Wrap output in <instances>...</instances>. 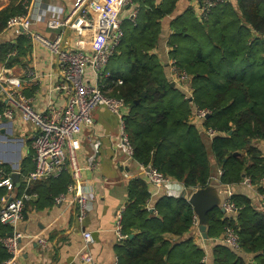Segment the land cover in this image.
I'll use <instances>...</instances> for the list:
<instances>
[{
  "label": "trees",
  "instance_id": "16d2710c",
  "mask_svg": "<svg viewBox=\"0 0 264 264\" xmlns=\"http://www.w3.org/2000/svg\"><path fill=\"white\" fill-rule=\"evenodd\" d=\"M29 2L21 0L0 11V34L10 18L26 15ZM177 2L131 0L137 16L122 23L121 43L110 60H116L120 69L110 68L108 77L104 72L102 92L125 103L123 121L135 162L155 168L193 192L211 184L213 159L221 171L220 185L234 187L248 179L264 201L260 183L264 154L254 144L264 141V0H237L247 27L241 26L229 2L209 8L204 17L187 11L170 25V57L177 70L190 77L191 100L171 87L163 64L152 52L162 20L173 13ZM252 35L258 37L251 39ZM212 44L217 48L206 55L204 50ZM30 53V40L22 34L0 45V62L7 69H17L26 65ZM126 65L131 66L127 74L122 68ZM193 107L209 112L203 126L216 133L209 149L199 129L190 123ZM1 167L12 173L9 167ZM19 172L28 174L24 167ZM59 178L63 187L54 196L71 184L68 174ZM47 181L35 183L28 195L39 194L48 187L43 186ZM6 194L1 188L0 205ZM127 194L121 220L127 238L118 264H205L204 252L193 237L180 240L195 227L193 209L185 198H163L149 206L147 183L140 179L129 184ZM231 202L235 214L225 215L218 209L207 214L206 236L218 239L231 228L239 239V249L217 246L213 263L264 264V213L246 196L233 195ZM11 232V227L0 222V264L8 257L1 240ZM240 253L250 257L245 260Z\"/></svg>",
  "mask_w": 264,
  "mask_h": 264
},
{
  "label": "built area",
  "instance_id": "2783aa9c",
  "mask_svg": "<svg viewBox=\"0 0 264 264\" xmlns=\"http://www.w3.org/2000/svg\"><path fill=\"white\" fill-rule=\"evenodd\" d=\"M200 1L198 15L204 17L209 8L230 0ZM32 3L33 1L27 4V13ZM131 5V0H75L71 11L63 18H60L59 14L57 16L55 11L37 8V12L30 17L17 16L6 23L5 32H9L14 38L22 34L26 35L33 46L39 44L56 57L58 81L52 90L63 97L64 105L59 107L50 104L44 110L38 111L34 108L33 100L23 95L21 78L11 75L0 78V104L3 105L0 109V129H8L6 125L10 124L8 125L10 135L16 119L20 125L31 126L28 139L34 165L33 171L27 175H21L14 170L7 174L1 167L3 162L0 161V189H5L7 193L1 199L0 222L12 228V235L1 240L8 254L4 264H18L23 252L22 237L14 230L23 220L25 202L33 197L27 193L33 184L68 174L71 184L64 193L56 196L54 203L61 205L67 202L69 205H74L76 221L79 225L86 220L93 196L80 184L83 170L97 169L98 145H94L95 152L89 162L82 165L79 163L74 141L83 129L93 128V111L105 109L119 118L115 153L117 156L122 155L123 158L118 163L125 167L128 161L135 162L133 148L123 121L126 113L125 103L121 99L105 96L101 89V79L123 36L122 12ZM136 16V6H132L127 18L134 20ZM34 23H45L50 30H70L75 41L72 44L63 42L62 34L52 40L46 39L31 30ZM171 68L173 82L186 99H191L190 77L180 73L174 65ZM31 75L36 78L34 74ZM208 115L209 112L206 110L196 107L192 109V118L199 125ZM205 134L210 140L216 136L212 130H205ZM136 164L145 173L146 182L153 188L155 194L164 190L170 183H175L153 167H144L137 162ZM14 172H17L22 180V192L19 195L16 194L15 183L11 178ZM220 175L219 170L215 180L217 183ZM260 183L264 185V179ZM243 184L252 186L248 179H245ZM224 187L226 197L222 208L225 213L233 215L236 213L231 202L233 192L231 187ZM123 211L115 215L114 231L120 242L127 238L122 234ZM82 237L83 249L79 258L85 264H93L90 253V246L93 244L92 235L84 231ZM29 240L37 241L41 247L46 246V240L39 236L31 237ZM217 240L234 251L239 249V239L231 228H226L223 236Z\"/></svg>",
  "mask_w": 264,
  "mask_h": 264
},
{
  "label": "crops",
  "instance_id": "0c3cea01",
  "mask_svg": "<svg viewBox=\"0 0 264 264\" xmlns=\"http://www.w3.org/2000/svg\"><path fill=\"white\" fill-rule=\"evenodd\" d=\"M20 1L0 0V11L5 10L12 4L16 5ZM32 1L33 3L26 16L30 17L37 12V8H41L43 10H52L51 12L55 11L57 16L59 14L60 18H63L71 11L75 0H30V2ZM200 3V0H178L173 13L165 17L161 22V33L152 52L158 61L163 64L167 79L171 83H174L171 70L174 61L170 57V48L168 46L173 34L170 25L187 11H193L198 14ZM229 3L241 26L247 27L238 8L237 0H230ZM132 6H135V4L126 7L122 12L124 20H128L127 14L132 9ZM139 13L138 11V15ZM222 14L223 10L219 12L218 16L221 17ZM31 30L46 39L52 40L62 34L63 42L72 44L75 41V37L70 30H50L45 23H34ZM257 37L252 35L251 39ZM14 39L9 32L3 31L0 34V45L7 40L14 41ZM213 48H217V46L212 44L210 48L204 50L205 54L209 55L212 53ZM25 61L27 62L26 65L17 69H7L5 64L0 62V78L7 75L21 78L23 80V95L33 100L34 108L38 111L44 110L50 104L59 107L63 106V97L52 90L58 81L56 57L52 56L48 50L39 44L34 46L31 44V53L26 56ZM114 61L116 60L113 59L109 62L105 70L106 73L110 68L112 70L120 69V64L118 63L115 67H111L110 64ZM28 73L34 74L36 78L34 79V76ZM174 87H177L175 83ZM92 118L93 128L83 129L74 141L78 160L82 165H86L89 162L95 152L94 145H98L97 169L94 171L83 170L80 184L85 191H88L93 196L86 220L79 225L76 221V207L74 205H69L67 202L61 205L54 203L56 198L54 192L58 188L63 187L61 186L63 184L61 183V178L45 180L47 183L43 186L48 187L51 186L52 180H54L52 188L45 187L41 189L39 194H34L26 202L23 220L14 230L15 233L20 234L22 237L23 252L18 264H85L79 258V254L83 249L82 233L84 231L91 233L93 238V244L90 246L93 264H116L119 262V254L123 243L118 241L115 235V215L125 209L129 184L137 179L146 182V175L136 162L128 161L125 167L118 163L123 158L122 155L117 156L115 153L116 140L119 133V118L105 109L93 111ZM190 123L199 129V134L205 146L209 149L212 139L210 140L205 134L204 122L201 125L197 124L191 115ZM8 125L10 124L6 125L9 129ZM8 129H0V140L5 144V150L0 155V161L12 171L19 172L24 167L25 172H32L34 165L28 139L31 134V126L20 125L17 122L15 132L13 133L11 127L10 135L8 134ZM14 134L17 139H10L9 137H13ZM21 139L23 141L22 147L19 141ZM254 144L261 154H264V141L255 142ZM211 165V176L213 175L211 183L218 184L215 180H217L216 177L219 170L213 159H211ZM21 183L22 180L20 178L18 184L15 183L17 195L22 192ZM221 187L226 197V189L222 185ZM147 189L150 196L149 206L163 198H183L184 194H186L185 200L187 201L188 196L192 193V191L186 190L177 182L170 183L158 194H155V191L148 183ZM231 189L233 195H242L250 198L258 211L264 213V201L259 197L255 187H248L242 183L231 187ZM149 209L152 210L153 208L150 207ZM207 231L208 229L206 233ZM37 236L46 240L45 247H41L37 241L29 240V238ZM191 237H193L194 243L204 252L205 264H214V250L217 246L224 244L220 243L219 240L216 241V239H203L196 225V220L191 234L185 235L180 240H187ZM239 255L245 260L250 257L243 253Z\"/></svg>",
  "mask_w": 264,
  "mask_h": 264
},
{
  "label": "water",
  "instance_id": "95a60500",
  "mask_svg": "<svg viewBox=\"0 0 264 264\" xmlns=\"http://www.w3.org/2000/svg\"><path fill=\"white\" fill-rule=\"evenodd\" d=\"M171 87H174V83H171ZM234 155H237V153H235ZM11 178L14 183L18 184V173H13L11 175ZM185 196L186 194H184L183 198H186ZM224 197L225 196L222 187L214 183L209 184L206 188L195 190L188 196L187 202L193 209L196 225L203 239L207 238V214L215 209H218L222 214H225V210L222 208ZM11 235V233L8 234V236Z\"/></svg>",
  "mask_w": 264,
  "mask_h": 264
},
{
  "label": "rangeland",
  "instance_id": "374dc122",
  "mask_svg": "<svg viewBox=\"0 0 264 264\" xmlns=\"http://www.w3.org/2000/svg\"><path fill=\"white\" fill-rule=\"evenodd\" d=\"M117 64V62L116 61H114V62H112L110 65H111V67H115V65ZM123 68V71L125 70V74H127L128 73V71L131 69V66L130 65H126V66H124V67H122ZM17 119L14 121V124H13V126H12V129H13V133L15 132V130H16V128H17ZM16 135L14 134L13 135V137H9L10 139L12 138V139H17L16 137H15ZM20 141V146L22 147L23 146V141H22V139L21 140H19ZM4 150H5V144L4 143H2V141L0 140V155L4 152ZM21 154H22V152H21Z\"/></svg>",
  "mask_w": 264,
  "mask_h": 264
}]
</instances>
